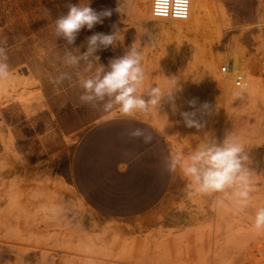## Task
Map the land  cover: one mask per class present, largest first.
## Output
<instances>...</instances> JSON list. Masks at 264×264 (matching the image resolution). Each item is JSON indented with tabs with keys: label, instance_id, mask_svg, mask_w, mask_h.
Returning a JSON list of instances; mask_svg holds the SVG:
<instances>
[{
	"label": "rangeland",
	"instance_id": "374dc122",
	"mask_svg": "<svg viewBox=\"0 0 264 264\" xmlns=\"http://www.w3.org/2000/svg\"><path fill=\"white\" fill-rule=\"evenodd\" d=\"M137 1L120 0V14L117 0H92L112 15L69 46L115 25L123 42L99 51L100 63L137 39L144 88L168 89L180 79L172 101L124 118L81 103L79 81L90 73L63 64L66 41L54 33L65 0H0V44L10 64L0 79V264H248L264 243L253 224L264 207V0H226L230 30L208 11L199 26L141 20ZM241 49L257 87L250 94L245 78L242 86L234 78L227 97L214 77L229 72L227 52ZM61 71L71 78L57 83ZM184 111L202 127H187ZM135 128L151 141L130 137ZM226 134L239 137L253 170L241 211L231 202L218 207L215 195L194 192L167 167L172 153Z\"/></svg>",
	"mask_w": 264,
	"mask_h": 264
},
{
	"label": "clouds",
	"instance_id": "9594fccd",
	"mask_svg": "<svg viewBox=\"0 0 264 264\" xmlns=\"http://www.w3.org/2000/svg\"><path fill=\"white\" fill-rule=\"evenodd\" d=\"M91 3L92 0H77L76 3L65 0L66 12L53 21L56 39L66 41L63 64L90 73L79 81L81 103L105 112L116 110L121 117L131 118L147 112L150 107L157 110L164 97L172 101L173 92L180 88V79L174 80L168 89L155 84L144 88L143 47L137 43V39L125 48L123 55L110 58L107 65L99 62V51L123 42V33L115 25L109 33L93 32L86 37L85 44L69 47L75 43L82 29L92 30L96 25L103 24L105 18L111 17L112 9L98 11L90 6ZM115 11L120 14L124 12L120 0H117ZM81 47L85 50L81 51ZM9 75L7 49L0 44V79H7ZM70 78L66 71H61L55 77L57 83ZM195 103V100L189 101L190 106ZM202 107L206 109L208 105L203 104ZM180 115L187 127H202L194 118V111H184ZM128 135L142 137L145 143L152 139L151 135L139 128L132 129ZM249 164L250 157L239 137L226 134L222 140L203 136L194 147L172 153L167 167L169 172L178 171L194 192L215 195L218 207L231 202L237 211H241L247 207L254 186L253 170ZM119 170L123 172L126 168L121 166ZM253 224L257 230H264V207L255 211Z\"/></svg>",
	"mask_w": 264,
	"mask_h": 264
},
{
	"label": "bare ground",
	"instance_id": "6f19581e",
	"mask_svg": "<svg viewBox=\"0 0 264 264\" xmlns=\"http://www.w3.org/2000/svg\"><path fill=\"white\" fill-rule=\"evenodd\" d=\"M137 6L139 8V12H138L139 18L141 17L145 20L153 21V22H173V23H177V24H188V25H190V27L193 25L199 26V24H200L199 21L202 19V16L206 13V11H208L213 15L215 21L218 23V26H220V29L222 27L225 30L229 29V28H224V27L229 26L228 25L229 24V22H228V19H229V13L228 12L229 11L226 9V6H227L226 0H190L189 16L184 21H164V20L154 18L151 14V0H138ZM238 24H239V22H238ZM242 25L243 24H241L240 26H242ZM256 25H257V23H251L249 25H244V27L246 28L247 26H256ZM217 28H219V27H217ZM252 34H253V32H252ZM217 35H218V33H216V36ZM245 39H247V38H245ZM248 40H249V38H248ZM241 43H240V45H241ZM246 44H248V43H246ZM225 51L227 52L228 50H225ZM226 52H224V53H226ZM227 53H228V55L226 56V59H229V61H230L229 62L230 63L229 64V72L224 76V78H221L219 76H215L214 77V83L216 84L217 87L223 89L226 92L225 96H227V95L230 96L234 93V87L232 86L233 79L234 78H237V79L245 78L244 83L246 84L247 92L252 94L256 90L257 86L255 87V83L257 82V80L255 79V77L251 76L248 73V71H247L248 68L246 69V62H245L246 57H245L243 49L240 50L239 54L237 52L232 51V50L227 52ZM225 96L223 97V102H224ZM249 257L250 258L248 259V264H264V243H259L256 247V253L250 254Z\"/></svg>",
	"mask_w": 264,
	"mask_h": 264
},
{
	"label": "built area",
	"instance_id": "2783aa9c",
	"mask_svg": "<svg viewBox=\"0 0 264 264\" xmlns=\"http://www.w3.org/2000/svg\"><path fill=\"white\" fill-rule=\"evenodd\" d=\"M190 0H151V14L164 21H184L189 16ZM226 67H222L224 72ZM236 85L242 86V80L236 79Z\"/></svg>",
	"mask_w": 264,
	"mask_h": 264
}]
</instances>
